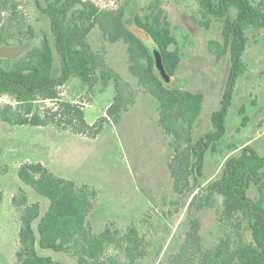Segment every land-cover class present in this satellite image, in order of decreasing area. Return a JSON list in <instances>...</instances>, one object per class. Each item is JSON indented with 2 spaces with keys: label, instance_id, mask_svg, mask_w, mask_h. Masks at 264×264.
I'll use <instances>...</instances> for the list:
<instances>
[{
  "label": "trees",
  "instance_id": "obj_1",
  "mask_svg": "<svg viewBox=\"0 0 264 264\" xmlns=\"http://www.w3.org/2000/svg\"><path fill=\"white\" fill-rule=\"evenodd\" d=\"M190 18L200 29L218 27L219 38L208 39L207 52L215 62L228 58V69L218 108L210 115V129L197 134L195 127L204 102L202 90L170 88L158 75L153 55L127 27L125 11L137 9L132 24L153 41L167 72L173 77L181 62V50L174 26L162 7L163 0H123L115 9H101L91 0H35L46 29L37 43H30L14 58H0V123L53 126L75 135L96 138L104 127L117 125L123 112L135 101L136 92H146L157 101L158 127L170 138L167 163L172 183V205L184 199L187 231L176 252L167 256L171 264H264V155L246 144L229 155L218 176L203 182L207 152H215L226 132V118L232 106L238 77L247 64L242 59L249 32L264 30V0H194ZM15 0H0V47L10 46ZM8 13L9 15H5ZM25 31L34 36L32 28ZM97 28L102 41L125 45L127 68L135 83L125 80L105 61V50L93 49L88 41ZM21 32V27L17 28ZM19 45V44H18ZM15 46V45H14ZM59 66L55 68L54 55ZM77 76L90 89L113 82L116 93L111 104L92 125L84 118L83 106L61 98L59 88ZM53 103L47 106L46 102ZM238 113L241 126L249 117L245 107ZM23 184L48 201L41 214L38 202L26 195L13 197L20 209L15 264H61L38 249L63 253L77 264H156L162 247L154 252L147 234L135 224L94 232L89 223L98 204V190L89 184L53 174L40 162L17 169ZM252 194V196H251ZM182 198V199H181ZM3 191L0 188V204ZM209 208L215 215L218 234L207 245L199 233L197 212ZM37 221L36 226L33 223Z\"/></svg>",
  "mask_w": 264,
  "mask_h": 264
},
{
  "label": "rangeland",
  "instance_id": "obj_2",
  "mask_svg": "<svg viewBox=\"0 0 264 264\" xmlns=\"http://www.w3.org/2000/svg\"><path fill=\"white\" fill-rule=\"evenodd\" d=\"M15 1L16 13L10 20V32L14 38L10 39V46L0 47V58L18 56L28 46V39H32L31 44L39 42L40 32L46 29L45 19L35 8V0ZM91 1L106 10L115 9L123 3V0ZM148 1L139 0V4ZM162 7L172 21L182 53L178 70L167 86L204 92V102L195 127L196 133L200 134L210 129V115L219 106L228 58L215 62L209 56L206 42L218 39L219 29L212 26L205 30L195 25L190 18L191 14H195L194 0H163ZM136 9V4L127 7L125 23L152 51L155 47L151 38L132 24ZM24 25L32 28L33 37L25 31ZM18 27H21V32ZM88 41L93 49L103 47L106 64L125 80L135 83L128 72L124 44L102 41L97 28L90 32ZM242 59L247 64V70L237 79L233 103L226 118V132L216 151H209L205 156L204 183L216 178L226 158L236 154L246 144L264 155V30L249 32ZM54 64L55 68L59 66L56 54ZM59 90L63 100L83 106L85 121L90 125L105 115L116 93L113 82L104 88L100 83L95 84L90 89L77 76L70 77ZM0 101L7 102L8 98L2 97ZM46 105L52 106L53 103L47 101ZM241 106L245 107V114L249 117L244 127L241 126L242 116L238 113ZM158 116L156 99L140 91L136 92L130 108L122 113L119 123L113 126L107 124L96 138L75 135L53 126L0 123V188L3 191L0 204V264H15L20 209L14 207L12 198L26 195L28 203L40 204L41 214L48 207L49 201L23 184L17 176V169L22 164L36 162L46 166L56 176L74 180L78 185L89 184L98 190V204L89 217L94 232L101 231L109 223L113 228L135 224L147 234L153 252L162 247L156 264H171L167 256L178 250L188 228L185 219L187 203L183 205L182 198L177 205L171 203L175 196L171 193L172 183L167 169L170 138L163 135L158 127ZM197 216L199 233L210 245L218 234L215 215L209 208H204L197 212ZM38 250L61 264H77L63 253Z\"/></svg>",
  "mask_w": 264,
  "mask_h": 264
},
{
  "label": "water",
  "instance_id": "obj_3",
  "mask_svg": "<svg viewBox=\"0 0 264 264\" xmlns=\"http://www.w3.org/2000/svg\"><path fill=\"white\" fill-rule=\"evenodd\" d=\"M152 55H153L154 66H155V69H156L158 75L160 76V78L165 83H168L170 81L171 76L167 72V70L164 66L160 51L157 48H154L152 50Z\"/></svg>",
  "mask_w": 264,
  "mask_h": 264
},
{
  "label": "crops",
  "instance_id": "obj_4",
  "mask_svg": "<svg viewBox=\"0 0 264 264\" xmlns=\"http://www.w3.org/2000/svg\"><path fill=\"white\" fill-rule=\"evenodd\" d=\"M237 84V83H236ZM235 90V89H234ZM232 103H233V100H232ZM262 113V112H261ZM256 114H257V112H256ZM257 116H259V115H257ZM259 119L261 120V117L259 116ZM249 121V120H248Z\"/></svg>",
  "mask_w": 264,
  "mask_h": 264
}]
</instances>
